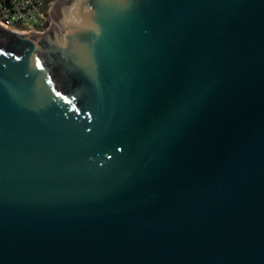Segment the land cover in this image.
Wrapping results in <instances>:
<instances>
[{"label": "water", "instance_id": "water-1", "mask_svg": "<svg viewBox=\"0 0 264 264\" xmlns=\"http://www.w3.org/2000/svg\"><path fill=\"white\" fill-rule=\"evenodd\" d=\"M0 25V264H264V0H54Z\"/></svg>", "mask_w": 264, "mask_h": 264}, {"label": "built area", "instance_id": "built-area-1", "mask_svg": "<svg viewBox=\"0 0 264 264\" xmlns=\"http://www.w3.org/2000/svg\"><path fill=\"white\" fill-rule=\"evenodd\" d=\"M54 0H0V25L19 32H43Z\"/></svg>", "mask_w": 264, "mask_h": 264}]
</instances>
